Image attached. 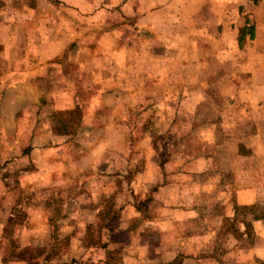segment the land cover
I'll return each mask as SVG.
<instances>
[{
    "label": "rangeland",
    "instance_id": "1",
    "mask_svg": "<svg viewBox=\"0 0 264 264\" xmlns=\"http://www.w3.org/2000/svg\"><path fill=\"white\" fill-rule=\"evenodd\" d=\"M77 1L0 0V264H143L141 243H162L150 264H264V17L221 55L205 6L157 31L127 0Z\"/></svg>",
    "mask_w": 264,
    "mask_h": 264
},
{
    "label": "crops",
    "instance_id": "2",
    "mask_svg": "<svg viewBox=\"0 0 264 264\" xmlns=\"http://www.w3.org/2000/svg\"><path fill=\"white\" fill-rule=\"evenodd\" d=\"M185 1L186 0H127V2L125 3V8L127 9L126 12H129V14L131 15L133 14L134 16L138 15L139 16L138 19H141V22L143 23L144 27L152 28V29L156 28V30L158 31L163 28L161 27V25H166L169 23L181 24L182 22V23H188V24H195L198 21H202L201 20L202 14L199 11L193 12V13H187L185 9L192 5H195L194 7L196 6L204 7L205 6L206 9L208 10V13H207L208 21L207 22L211 24L214 23L216 25L215 31L217 32L215 35L213 34L212 37H210L209 34L207 35V37H209V39H212V42H214V45L220 48L221 52L219 53L221 55H224V54L226 55L228 53V49H227L228 42L227 41H229L230 39L233 41L232 46L235 47L236 49H239V44L237 42L238 32H239V29L245 25L247 20L249 21V23L255 25V27H254L252 38H250L249 35H246L245 40L247 41V43L252 42V40H257L258 27L256 26V24L258 23V20L261 21L259 18L262 19V17H264V0H197L196 4H191V5L186 4ZM67 5H71L75 7L79 6L77 0H74V3L72 2L71 4L67 3ZM230 8H233L235 10V13H236L235 16L239 24L241 23V20L243 19L242 20V23H244L243 26L239 25V26L233 27L231 25L233 21H231V18L229 15ZM238 15L242 19L239 18ZM13 32L15 33V31ZM192 33L195 34L194 31L190 32V34ZM15 35H14L15 36L14 39L16 40L17 34ZM190 37H191L190 39H195L196 36L190 35ZM53 38L54 37L49 36L47 40H50ZM19 47H21V45L17 44L15 45L14 49H12V53L15 58L14 59L7 58L9 62L12 60H17L16 59L17 56L22 57V53H24L25 55L26 54L32 55V53L29 52L30 49L23 48L24 51H21ZM36 51L38 52V50ZM4 52H5V49L0 50V59L3 61H5L4 59L5 57H7L6 53ZM38 54H40V51L38 52ZM44 54H46V52H44ZM49 56H51V53L49 54ZM80 66H81V69H80L81 73L85 72V64L84 65L80 64ZM94 70H99V68L94 67L93 71ZM19 103H21V101ZM35 115L36 113H32V117H35ZM17 135H19V133ZM66 135L67 134L65 135L59 134L58 136H66ZM187 219L188 218H186L185 220ZM170 222L173 224L174 223L177 224L178 222H180L181 225H184L185 223L183 222V220L182 222L179 220L170 221ZM257 222H258V219L252 220V225H257L258 224ZM241 225L242 224L240 223L239 231L244 230V226L242 225L243 229H241ZM160 230L162 231L161 232L159 231V233L157 234L158 236L160 235L161 237L162 235H165V231L168 229L165 230L162 225ZM244 236H246V234L242 235V237ZM145 239L146 238L144 237V240ZM141 244H142V249H143L142 253L144 257L143 259H141L142 260L141 263L150 264L151 262L156 260L157 257H160L161 251H159V249L162 243H153L151 245L150 243H141ZM199 248L200 247L197 245L196 249L199 250ZM199 255H196V253L194 252V253H190L189 256L185 257V255L183 256L181 252H179V255H178V252L175 251L171 255L172 258H170L172 262L171 264H188V263L194 264V263H202V262L206 263V261L204 262V260L200 258Z\"/></svg>",
    "mask_w": 264,
    "mask_h": 264
},
{
    "label": "trees",
    "instance_id": "3",
    "mask_svg": "<svg viewBox=\"0 0 264 264\" xmlns=\"http://www.w3.org/2000/svg\"><path fill=\"white\" fill-rule=\"evenodd\" d=\"M253 31H254V26L251 25V24L249 23V21L247 20L246 23H245V25H244L243 27H241V28L239 29V32H238L237 42H238L239 46L245 41V36H246V35H249L250 38H252V36H253ZM47 121H48V120H47ZM68 121H69V120H67V121H66V120H62V121L59 123V125H58V129H57L58 132H59V134H61V135H65V134H67V135H69V134L72 135V134L75 133V131H74L75 129H72V131L66 129L67 126H68V124H69ZM29 150H30V149H29ZM27 152H28V149L25 150V154H27ZM149 200H150L149 198H146V197H145V198L142 200V204H144V205L146 206ZM133 201L135 202V209H140L141 206L139 205V200H138L137 198H134ZM252 209H253V208L250 207V206H239V205H238V206H235V207H234V213H233V216L230 217V218H228V220H229L230 222H234V224H236V229H235V231H236V233H237L239 236H242L243 234H246V235H247L248 232H249V230H250V228H251V222H252V220L257 219V216H255V215L251 212ZM249 213H252V214H253L252 217H251V219H247V216H248ZM105 216H106V215H105ZM116 217H117V213L111 215V221H112V222L115 221ZM240 223L244 226V230H243V231H239V224H240ZM108 230L111 231L112 228L110 227ZM4 260L7 261L6 258H4Z\"/></svg>",
    "mask_w": 264,
    "mask_h": 264
}]
</instances>
